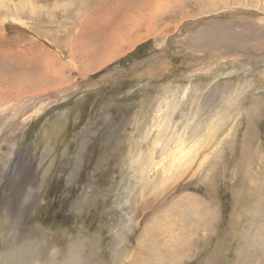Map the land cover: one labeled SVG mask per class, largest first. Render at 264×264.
Instances as JSON below:
<instances>
[{
  "label": "rangeland",
  "instance_id": "rangeland-1",
  "mask_svg": "<svg viewBox=\"0 0 264 264\" xmlns=\"http://www.w3.org/2000/svg\"><path fill=\"white\" fill-rule=\"evenodd\" d=\"M137 133L155 160L200 148L141 183L134 163L127 203ZM261 246L264 0H0V264H264Z\"/></svg>",
  "mask_w": 264,
  "mask_h": 264
},
{
  "label": "bare ground",
  "instance_id": "bare-ground-1",
  "mask_svg": "<svg viewBox=\"0 0 264 264\" xmlns=\"http://www.w3.org/2000/svg\"><path fill=\"white\" fill-rule=\"evenodd\" d=\"M15 5V4H14ZM3 7H5V6H3ZM17 9V7L16 6H14V8H12V9H10V10H8V12L7 13H12L13 11H15ZM14 13V12H13ZM15 14V13H14ZM11 15V14H10ZM13 15V14H12ZM131 22V21H130ZM133 23V22H132ZM141 23V22H140ZM156 23H153L152 25H155ZM136 25V24H135ZM151 25V26H152ZM223 25V24H222ZM227 26H228V24H226L225 26H220V27H216V28H218V29H220L221 30V34L227 29ZM153 27V26H152ZM119 28V27H118ZM133 28V27H132ZM232 29V28H231ZM123 30V29H122ZM125 30V29H124ZM148 30H149V28H148ZM238 30V29H237ZM228 33V32H227ZM232 33H234V32H232ZM223 37H225L224 35H223ZM224 39V38H223ZM201 61V60H200ZM204 62V61H203ZM200 63V62H199ZM49 66V69H51L52 70V72H54L55 74L56 73H58L59 72V68L57 69V67H53V66H50V63H49V61L48 62H46V67H48ZM210 66V65H209ZM207 67V66H206ZM48 69V70H49ZM200 70V69H199ZM196 72V71H195ZM147 74V73H146ZM53 81V80H52ZM21 92H23L24 91V89L23 88H21ZM53 94V96H59V95H62V96H64L65 94H67V92H65V91H61V92H55V93H52ZM172 96H174V95H172ZM170 97H171V95H170ZM166 98L165 99V101H164V103H165V105H166V107H169L170 106V104H171V102H173L174 103V100L173 101H171V98ZM175 98V97H174ZM163 102V101H162ZM226 102V101H225ZM233 103H234V101H232ZM32 103V102H31ZM227 103H229V102H227ZM173 107V106H172ZM174 107H176V106H174ZM169 111V110H168ZM175 111V110H174ZM167 113H169V112H167ZM174 113V112H173ZM170 114V113H169ZM168 114V115H169ZM165 116V115H164ZM134 117H135V115H134ZM134 117H133V119H134ZM137 117V116H136ZM136 119V118H135ZM222 121V114H221V112H219V110H217L216 111V113H215V118L213 119V121L210 123V128L211 129H213V128H215V127H217V126H219L220 125V123H222L221 122ZM138 122V121H137ZM136 122V123H137ZM135 123V124H136ZM134 124V125H135ZM138 124V123H137ZM141 126V125H140ZM139 126V127H140ZM137 127V126H136ZM150 127H154V125H151ZM231 127H232V125H231ZM230 127V128H231ZM141 128V127H140ZM226 128V127H225ZM224 128V129H225ZM230 128H228V131H230L231 129ZM138 130V129H137ZM220 130L222 131L223 129L222 128H220ZM139 131V130H138ZM138 134V133H137ZM136 134V135H137ZM149 134H147V136H148ZM208 136L209 135H212V134H207ZM226 135V134H225ZM146 136V134L144 133V134H138L137 136H136V139H135V141H134V143L132 144V142L130 141V143H131V145H130V147H129V150H128V153L126 154V156H125V159L123 160V162H122V165H121V174H120V179H119V182H118V189H117V192H116V194L114 195L115 197H121V198H123L124 199V202H129L128 201V196H127V192L129 191V180H128V174H129V172L130 171H132V169H133V164L134 163H137V164H139V170L140 171H142V173L139 175V178H138V180H140L139 182L141 183V180L143 179V177H144V175L146 174V171L147 172H149V171H152V170H155L156 172L158 171V169H160L161 168V170H159V171H161V172H163V174H165V172H168V171H174L175 173L180 169V166H181V164L183 163V162H186L187 160H189L187 157L190 155V153H192V152H194V151H196L197 149H199L200 147H199V144H196V143H198L197 141H194L193 143H192V145L190 146V147H188V148H185V147H187L185 144H184V139H181V137H179V140L181 139V146H180V148L178 149V151H176V152H174V151H172V150H170L169 148H167V146H165L164 148V150H166V155H165V157L164 158H162V159H160V160H155V157H154V149H155V145H156V143H157V135H156V138H155V140H154V142H153V146H152V148H151V150H150V148L147 146V145H145L144 144V137ZM217 136V135H216ZM224 138V137H223ZM131 140H132V138H131ZM220 140V139H219ZM209 141H210V139H209ZM208 141V142H209ZM218 143V142H217ZM221 143V142H220ZM128 147V146H127ZM133 147V148H132ZM132 148V149H131ZM184 152H188V153H184ZM205 155V154H204ZM10 158H11V156H9V159H8V161L10 160ZM209 158V157H208ZM164 161V162H163ZM162 163V164H161ZM163 163H165V164H167V166L166 167H163ZM188 164V163H187ZM6 166H7V163H6ZM9 166V165H8ZM190 166H191V164H190ZM8 168V167H7ZM190 168V167H189ZM189 168L187 169V171L189 170ZM5 169H6V167H5ZM164 169H166V170H164ZM169 169H171V170H169ZM183 169V168H182ZM181 171V170H180ZM185 171V170H184ZM183 171V172H184ZM30 172H31V168L28 166L25 170H24V180H22V182L20 183V185H21V188L23 189V190H25V186L26 185H30V184H32V177H31V175H30ZM186 172V171H185ZM180 173V172H179ZM192 174H194L193 172H192ZM172 175V174H171ZM179 175V174H178ZM185 175V174H184ZM209 175V174H208ZM166 176V175H165ZM165 176L164 177H162V179H164L165 178ZM169 176V175H168ZM171 177V176H170ZM169 177V178H170ZM185 177V176H184ZM168 178V177H167ZM184 179V178H183ZM206 179H207V177H206ZM164 181H166V179L164 180ZM153 183H154V185H155V183L157 182V178H156V181L154 180V181H152ZM205 182V181H204ZM152 183V184H153ZM159 183V182H158ZM161 183H162V181H161ZM160 184V183H159ZM153 186V185H152ZM154 187H156V186H153L152 188H151V190H150V192L151 193H153V190H154ZM159 187V186H158ZM165 187V186H164ZM169 188V187H168ZM156 190H157V188H156ZM159 193V192H158ZM144 196V193L143 192H140L139 193V197L140 198H142ZM119 199V198H118ZM145 199V197L142 199V201ZM171 199V198H170ZM116 200V199H115ZM141 203V202H140ZM206 204V203H205ZM204 206V205H203ZM140 207H142V206H140ZM130 212V213H129ZM128 212V215H129V217H130V219L132 220V218H131V209H130V211ZM134 218H135V216H134ZM149 218V217H148ZM148 235V234H147ZM147 235H144V236H147ZM143 238V237H142ZM144 239V238H143ZM142 239V240H143ZM148 240V239H147ZM20 242H22V241H20ZM142 242V241H141ZM17 243V242H16ZM140 243V242H139ZM13 247V246H12ZM11 248V247H10ZM71 249V248H70ZM261 249H262V246H261ZM262 251H263V249H262ZM17 252V251H16ZM264 252V251H263ZM74 253V252H73ZM21 252H18L17 253V255L18 256H20V257H23V256H21ZM75 256V255H74ZM13 264V263H12Z\"/></svg>",
  "mask_w": 264,
  "mask_h": 264
},
{
  "label": "water",
  "instance_id": "water-1",
  "mask_svg": "<svg viewBox=\"0 0 264 264\" xmlns=\"http://www.w3.org/2000/svg\"><path fill=\"white\" fill-rule=\"evenodd\" d=\"M3 173H4V172H3ZM3 173H2V174H3Z\"/></svg>",
  "mask_w": 264,
  "mask_h": 264
}]
</instances>
